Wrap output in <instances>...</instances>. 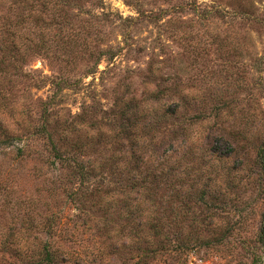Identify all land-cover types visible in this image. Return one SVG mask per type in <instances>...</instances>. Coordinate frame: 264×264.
<instances>
[{
    "label": "rangeland",
    "instance_id": "obj_1",
    "mask_svg": "<svg viewBox=\"0 0 264 264\" xmlns=\"http://www.w3.org/2000/svg\"><path fill=\"white\" fill-rule=\"evenodd\" d=\"M61 12L0 0V40L19 44L0 49L16 65L0 71V121L28 137L46 109L63 123L54 137L74 126L81 146L62 150L98 166L87 185L101 190L79 208L78 178L42 134L0 146V264H35L45 242L134 264L151 212L169 244L146 264H264V0H74ZM148 166L164 176L132 187ZM65 259L50 264H76Z\"/></svg>",
    "mask_w": 264,
    "mask_h": 264
},
{
    "label": "trees",
    "instance_id": "obj_2",
    "mask_svg": "<svg viewBox=\"0 0 264 264\" xmlns=\"http://www.w3.org/2000/svg\"><path fill=\"white\" fill-rule=\"evenodd\" d=\"M14 1H21V0H14ZM27 2L30 6V9H33L36 4H39L42 6V8L46 6H50L51 13H57L60 16H63V5L68 4L71 1L74 0H24ZM47 9V8H46ZM7 24V23H6ZM6 27V26H5ZM7 30V29H6ZM13 34V32H11ZM0 49L3 51H11L12 55H15L17 52L16 50L19 49V44H17L15 37L13 36L11 39H8L7 41L5 40H0ZM17 54V53H16ZM9 66H16L14 63H11V61L7 58H2L0 59V71H6ZM55 85L59 87V81L54 82ZM54 95V94H53ZM53 95L50 97V100L53 98ZM48 100V101H50ZM46 110V109H45ZM44 110V115L42 116L43 121L39 125L33 126L30 131V136L33 134H42L46 138V142H48V150L50 151V154L52 155L53 159L58 160L60 162V165L62 167H65L70 170V173L73 175H76L78 178V183L73 187V189L70 191L69 196L72 197L74 200H78L80 202V207L83 208V205L85 203V199L88 196H93L96 193H98L101 189L99 187H96L95 189L89 188L87 185V182L90 180V177L95 176L98 174L95 169H97V165L93 164H85L84 162L76 159L75 154H66L63 152L62 147H61V142H70V146H75V148H78L79 143L77 142L79 139L81 140V136L78 137V139H75V141H69L70 134H72L74 130H77L74 126L70 128L65 129V127H62L61 130H59V136L54 137V131L56 132L57 129L61 125V119L58 117L51 118L49 117V113ZM46 113V114H45ZM53 122V123H52ZM63 124V123H62ZM27 137L23 135V133H19L15 128H10L7 125H3L0 121V146H9V145H14L16 148L20 151H23L24 149H27V145L29 144V141H27ZM98 136H103L102 134H99ZM88 137V136H87ZM93 137V135L91 136ZM56 139V140H55ZM22 140V141H21ZM24 140V141H23ZM57 140H60V145ZM88 140H91L89 138ZM68 141V142H67ZM74 148V149H75ZM261 162H264L263 157L261 158ZM102 166L101 164H99ZM122 170H118V174ZM146 172V173H145ZM145 175L140 176V174H136L135 172L133 173L131 179H130V184L132 187H137V180L140 182H143L149 189L151 187L150 183L155 180L158 176L162 177L164 176L165 170L163 168H159L156 166H148L146 168V171H144ZM137 177V178H135ZM141 178V180L139 179ZM141 186V185H139ZM148 195L150 193L148 192ZM106 205V207H105ZM102 206L104 212L106 214H109L110 211V206L105 204ZM134 213L131 209L127 210L124 214L119 213V217L125 219V220H130V216ZM143 214V213H141ZM157 216L153 214V212L149 214H144L143 216L140 215V222L138 223V230L136 233L140 237L138 239V242H140L139 249L141 250L139 258L134 261V264H146V259L148 256L151 254L157 253L161 250H166L168 248L169 244V237L166 232L161 231L159 228V224L157 223ZM167 217V216H166ZM168 218V217H167ZM159 219V218H158ZM143 227H147L144 229ZM139 232V233H138ZM260 240L264 239V224L262 225V228L260 230ZM184 246V245H181ZM119 247V246H118ZM118 247H112L113 251L114 250H119ZM58 251V253L56 252ZM61 251V250H60ZM59 250L56 248H52L49 244V242H45L41 248L37 251V257L34 259L35 264H50L53 262H56L57 260L60 261H65V257L72 258V260L76 264H92L93 262H96V260H100L103 257V254L110 253V249L106 250L104 252H93L91 251L90 254L87 253H79L77 252L76 254L72 255L69 254L67 251H61L60 253Z\"/></svg>",
    "mask_w": 264,
    "mask_h": 264
}]
</instances>
